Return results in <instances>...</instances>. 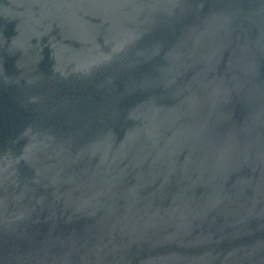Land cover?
Here are the masks:
<instances>
[{"label":"water","instance_id":"water-1","mask_svg":"<svg viewBox=\"0 0 264 264\" xmlns=\"http://www.w3.org/2000/svg\"><path fill=\"white\" fill-rule=\"evenodd\" d=\"M0 264H264V0H0Z\"/></svg>","mask_w":264,"mask_h":264}]
</instances>
